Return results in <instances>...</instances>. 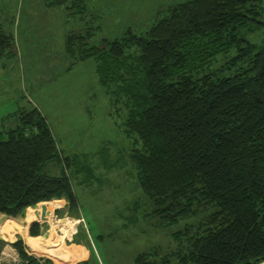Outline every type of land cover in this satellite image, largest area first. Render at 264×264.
I'll use <instances>...</instances> for the list:
<instances>
[{"label": "trees", "instance_id": "trees-1", "mask_svg": "<svg viewBox=\"0 0 264 264\" xmlns=\"http://www.w3.org/2000/svg\"><path fill=\"white\" fill-rule=\"evenodd\" d=\"M57 2L74 7L81 24L65 37L70 64L93 58L124 112L129 158L149 200L143 216L159 227L179 223L174 249L140 251L135 264H264V39L248 37L263 23L262 0H175L113 35L84 0ZM3 24L0 48L9 41ZM52 159L61 163L55 174L42 170ZM65 165L45 116L21 109L18 124L0 129V212L23 226L25 209L40 201L64 197L77 208ZM28 232L37 236L39 225ZM10 244L19 261L0 264H52L21 237Z\"/></svg>", "mask_w": 264, "mask_h": 264}, {"label": "rangeland", "instance_id": "rangeland-1", "mask_svg": "<svg viewBox=\"0 0 264 264\" xmlns=\"http://www.w3.org/2000/svg\"><path fill=\"white\" fill-rule=\"evenodd\" d=\"M84 1L87 10L99 14L103 35H113L128 23L144 26L154 10L175 0ZM261 4L264 8V0ZM70 8L57 0H0V19L9 40L0 48V129L18 124L21 109L37 107L48 122L59 154L68 157L65 169L78 201L77 208L71 209L64 197L51 199L60 203L52 210L51 221L42 218V201L33 205L35 209L26 212V221L33 218L39 225V237L31 244L17 231L15 218L0 212V262H11L16 250L8 241L21 237L29 253L47 257L52 264L71 263L65 253L73 243H84L88 249L87 261L80 264H135L140 251L158 249L163 254L174 249L177 241L171 232L179 223L159 227L152 217L143 216L149 200L129 158L132 137L123 130L124 112L99 83L93 58L70 64L65 37L69 30L81 27L77 12ZM261 20L248 34L253 42L264 39V13ZM60 166L59 160L52 159L42 170L55 174ZM62 220L74 228L71 234ZM193 220L195 217L183 221ZM31 223L24 229L28 234ZM36 244L63 253V260ZM81 246H74L75 262L85 253Z\"/></svg>", "mask_w": 264, "mask_h": 264}, {"label": "crops", "instance_id": "crops-1", "mask_svg": "<svg viewBox=\"0 0 264 264\" xmlns=\"http://www.w3.org/2000/svg\"><path fill=\"white\" fill-rule=\"evenodd\" d=\"M45 202H47V201H45ZM41 204H42V202H41ZM29 208V207H28ZM27 208V209H28ZM27 209H26V212H27ZM33 209H35V208H32V210ZM26 212H25V215H24V217L22 218V220H23V226L24 227H22L21 225H18L17 223H16V221H15V223L17 224V231L20 233V234H22L24 237H25V239H28V241L30 242L29 244H31L32 242L34 243V239H37L39 236H32V235H30V234H28L24 229H26V227L28 226V224L29 223H31L32 221H33V218H32V221H30L29 223L26 221ZM11 220H13V219H11ZM28 223V224H27ZM13 240H15V239H9V241H8V243L10 244V242L11 241H13ZM28 244V243H27ZM11 245V244H10ZM41 247H43V252H46V253H49V254H52V255H54L55 257H57V260L58 261H61V260H63L62 258H61V256H62V254L63 253H59L56 249H50V248H47V247H45V244L43 245V244H39ZM38 245V246H39ZM56 245V244H55ZM73 245V247H71V249H68V248H66L65 246H63V248H64V250H66V249H68V250H66V253H68V254H66L65 253V255L67 256V260H70V262L71 263H69V264H80V263H82V262H85V261H87V257H88V249L85 247V244L84 243H82V246L81 245H76L75 243H73L72 244ZM12 246V245H11ZM30 246V245H29ZM36 246V248H39L38 246H37V244L35 245ZM54 246V245H53ZM74 246H81V247H84V251H85V253H84V255L78 260V261H74V260H77V256H76V253H74L75 252V249L74 248H76V247H74ZM34 247V246H33ZM33 247H31L30 246V248L32 249ZM12 248H14L13 246H12ZM35 248V247H34ZM35 248V249H36ZM15 249V248H14ZM15 253H14V256L12 257V259H11V262L12 261H19V256H18V254H17V251H14ZM73 261V262H72ZM7 262H10V261H7ZM69 262V261H68Z\"/></svg>", "mask_w": 264, "mask_h": 264}, {"label": "bare ground", "instance_id": "bare-ground-1", "mask_svg": "<svg viewBox=\"0 0 264 264\" xmlns=\"http://www.w3.org/2000/svg\"><path fill=\"white\" fill-rule=\"evenodd\" d=\"M59 201L58 202H43L42 204L44 205V211L42 213V218L43 219H46L48 221H51L50 219V214L52 212V210L55 208V205H58ZM60 204V203H59ZM64 226H67L65 227V230L67 233H70L71 234V231L74 229L73 227H71V225H69L65 220H62L60 221ZM61 224V225H62Z\"/></svg>", "mask_w": 264, "mask_h": 264}, {"label": "water", "instance_id": "water-1", "mask_svg": "<svg viewBox=\"0 0 264 264\" xmlns=\"http://www.w3.org/2000/svg\"><path fill=\"white\" fill-rule=\"evenodd\" d=\"M41 211H42V213H43V211H44V205H43V204L41 205ZM32 223H34V222H32ZM32 223H31V224H32ZM31 224H30V225H31ZM30 225H29V226H30Z\"/></svg>", "mask_w": 264, "mask_h": 264}]
</instances>
